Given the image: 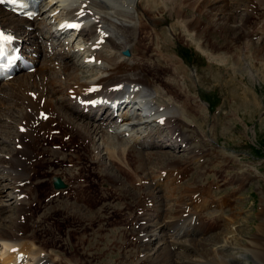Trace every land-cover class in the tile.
Returning <instances> with one entry per match:
<instances>
[{"label": "bare ground", "instance_id": "obj_1", "mask_svg": "<svg viewBox=\"0 0 264 264\" xmlns=\"http://www.w3.org/2000/svg\"><path fill=\"white\" fill-rule=\"evenodd\" d=\"M56 1L53 10H59L61 5L67 6L66 0ZM259 1H262L263 4ZM84 2H86L85 12L93 17V21L87 23V15H83L82 19L85 20V24L76 38L87 36L93 41L100 32L104 33L99 49L94 51L93 61L83 58L82 67L72 63L70 57L73 46H71L65 52L55 53V57L58 59L54 60L57 61V69L53 65L54 61L45 64L44 70L38 69L35 74L38 75V81L32 79L28 74H23L0 86V132L4 131V136L3 134L0 136V144L12 145L8 148L2 147V152L5 149L6 155L0 154V181L4 182L2 188H8L12 193L9 195H12L11 198H15L16 202L14 211H11L14 213H12V218H7L11 222L8 224L0 222L1 260L6 264H15L14 253L10 251V248L16 246L17 251L15 252H24L26 259L24 264H64L57 255L60 254L59 251L56 252L54 247L48 251L41 249L42 247H36L33 240L37 236L31 237L33 234L40 236L43 233L40 229L47 232L50 227L47 221L53 219V216L55 217L56 212L59 211L63 213V216L76 218L82 225L86 222L90 223L95 215L99 216L103 212L106 217L103 219L105 224L110 223L112 219H115L114 215H117V221L122 227L111 229L112 234L109 235V238L115 241L113 244L124 240L120 246L121 250L123 248L124 264H242L239 259H245L249 253L261 261L264 249H262L261 243H258L259 240L252 242L249 240L247 245L234 246L222 231L212 233L213 230L209 229L211 225L220 226L219 217L214 214H212L213 218L205 215L206 224L197 225L199 234H202L199 239L202 238V241L177 235V229L180 228L177 221L189 213L199 216L202 211L213 206L215 201L209 199L202 205L193 202V198L201 199L202 194L205 193L203 184L200 186V183H196L191 187L187 184L183 190L172 183L176 174L179 173V169L183 171L188 166H192L193 169L194 165L199 164L198 161L210 152L203 147L205 144L203 143L204 135L200 130V132L198 131L202 140L200 146L198 143V146L194 145L193 139L196 134L187 130V127L191 125L198 127L195 121L200 116L204 117L205 106L199 99L198 102H196L197 99L195 100L196 104L190 105L189 98L192 94L188 97L189 89L181 76L184 68L181 69L182 64L178 56L170 54L169 46L172 42L168 41V37L165 42L166 33L157 31L155 28L160 19L156 18V13H153V10H158L159 16L166 11L169 12L176 19V24H179L191 39L193 37V40L201 38L200 41H202L208 33H212L211 27L214 26H211L213 22L210 21L218 22L226 33H232L231 36H228L227 41L230 40L233 44L241 46L247 40L246 37L256 35L257 32L261 36L260 41L261 39L264 41L262 29H257V26H264L263 19L255 22L256 27H251L250 22L246 24L249 10L258 9L259 19L264 18V0H143V2L140 0H78L72 9L77 10L79 5ZM158 3L163 6L159 7ZM203 3L204 5H202ZM240 3L241 6H245L246 19L233 27L228 22L233 20L234 11L241 7ZM208 4L211 5H209V9H206ZM168 5L169 8H167ZM188 7L192 9L196 7L199 14H202L206 9L205 16L208 22L202 25V21L197 17H189L190 19L187 21L184 16V8ZM191 20H194L192 27L189 22ZM0 22L20 30V23L24 20L0 9ZM200 28L202 31L198 33ZM249 28H251L250 31ZM200 41L199 44L196 43V46L201 49ZM227 44L224 43L220 49L225 48ZM64 45L62 44V46ZM124 48L129 51L128 55H123ZM241 48L244 49L243 46ZM143 51L149 52L147 56H155L156 60L165 63L164 68L156 66L158 61L154 60L156 61L154 62L152 58H146ZM252 52L258 56L256 58L263 60L264 42L261 43V46H255ZM209 54L213 55L210 52ZM241 56H245V53L241 52L240 56L234 57L232 61L239 62ZM225 59L224 55L219 56L220 61H225ZM49 75L52 77L48 79ZM62 76L63 79L60 78ZM117 83H124L126 88L139 87L133 98H142L145 103L154 108L155 113L149 122L144 121L141 123L143 126L136 127L146 128L149 123L161 121L158 128L161 126L160 128L164 131L162 139L167 142L165 145L161 146L160 142H157L161 130H148L144 133V137L152 145V148L157 150L154 152L147 150L145 151L147 153L143 154L133 146L113 139L97 124L90 123L85 115L79 114L78 118L75 117L78 108L70 98L93 90L95 84L100 85L102 90ZM40 86L42 87L40 88ZM43 113L49 114L45 121L41 119ZM127 114L129 111L123 110L122 115L126 116ZM8 115L16 125L11 135H8L5 129L12 125H8L3 118ZM197 127L195 128L197 129ZM51 130H57V135L49 134ZM131 132H133V128H131ZM50 135L51 140H47ZM64 135H68L67 141L63 140ZM53 140L58 142L54 143L55 148H51L50 145ZM42 142H46V144L42 146ZM69 146H73L76 151H67ZM167 147L171 150L182 148L185 155L182 159L170 157L169 153L164 151V148ZM54 156L56 157L54 158ZM226 158H230V156H226ZM40 159L42 167L38 163ZM133 159H135V164H132ZM149 162L150 165L147 168L150 170H146L147 168L143 165ZM114 163L118 166L125 165L123 173L130 171L134 174V176L131 174L130 177H134V181L138 183L149 177L153 189L150 188V185L134 186L132 180V183L127 181L130 186L126 184L127 187H124L119 176H112L114 172L112 170L115 169ZM173 170L177 171L175 175H171ZM162 171L166 172L165 179L161 182L155 181ZM89 172H94L96 176ZM54 178H58L64 187L54 189L52 186ZM46 184L50 191L45 192L47 194L44 193L40 202L38 198L41 192L45 191L43 187ZM161 190L165 192V197L156 194ZM1 191L2 189L0 193ZM18 195L21 197L17 198ZM56 196L65 199L66 202L60 204L62 208L55 209L56 206H54L44 210L51 206L49 203L58 202ZM110 196L122 201L121 204L111 206ZM99 200L102 202L99 204L100 211L97 214L90 215L91 211L84 213V207L96 206ZM147 201H151L153 207H160L161 212L151 213L150 211L154 209L145 206L144 203ZM222 202L225 203V200L222 199ZM6 208L8 205L0 203L1 211H5ZM116 212L121 215L115 214ZM98 216L94 218L97 221L102 219L100 217L96 219ZM24 217L27 218V221ZM62 218L65 220V217ZM5 221L7 220L5 219ZM37 222L40 226L36 225ZM221 223L223 226V222ZM134 224L138 225L137 229H134ZM103 225L97 227L102 229ZM212 229L215 230V228ZM51 233L54 236L51 239L53 245L67 243L69 240V238L62 240L60 236H57V233ZM257 236H253V238L256 239ZM152 237L157 239V247L149 253V244L154 240ZM206 238H209L206 241L212 242L215 249L204 244ZM80 240L81 244L85 242L83 238ZM70 242L65 244L71 248V252L73 246L71 247ZM38 243L43 245L42 240H38ZM189 245L191 248H188ZM170 247L173 249L171 250ZM133 248L134 250H131ZM235 249H237L238 255L234 254ZM61 253L63 254V252ZM190 253L198 257L197 261L187 259ZM90 256L82 259L84 263L80 258H77L70 259L69 264H85L86 259H89L88 263H90L92 262V256ZM105 264H108L106 260Z\"/></svg>", "mask_w": 264, "mask_h": 264}, {"label": "rangeland", "instance_id": "obj_2", "mask_svg": "<svg viewBox=\"0 0 264 264\" xmlns=\"http://www.w3.org/2000/svg\"><path fill=\"white\" fill-rule=\"evenodd\" d=\"M140 1L143 2V0ZM260 2L262 3V1ZM157 5L159 7L163 6L160 5L159 3ZM202 5H204V3ZM209 5L211 4L206 5V9H209L210 7ZM167 8H169V5L167 6ZM184 9H185L184 16L186 17L185 19H187V21L191 17H197L198 19H200V21H202L201 22L202 25L203 24L205 25L206 22H208L207 17L205 16L206 9L202 12V14H199V12L196 11L197 10L196 7L193 9L189 7ZM236 9L237 10L234 11L233 20L228 22L233 27L239 25V23L241 24L243 20L246 19V10H244L245 6H241L240 8H236ZM153 13H156V18L160 19V21L156 23L155 28L157 29V31L166 33L165 42H167V37H168V41L172 42L170 43L169 46V49L171 51L170 54L176 55L178 54L177 52L178 49L180 50V56L182 57L181 60L182 63L180 62L182 64L181 69L184 68V71L181 72L183 73V75H181V73L180 75L184 79L183 81L184 84L189 88L188 97H190V94H192L191 98H189V103L191 102L190 105H194L196 104V102H198V98H196L197 96L206 103V108L203 113L204 117L202 118L201 116L200 117L197 116L198 120L195 122L198 125V127L196 125L192 126L191 128L192 130L189 129L190 130L189 132L190 133L194 132L196 134V136L193 139V142L196 138H198L197 143L200 146V141H202L200 139L201 136L198 135V131L200 130L204 135L203 143L205 144H203V147L205 145V147L209 150L210 153L205 155L207 157L204 156L203 161L199 162V164H201V167L197 168L196 170L194 167L193 169L195 171L191 173V176H189L188 178H185L186 176H184L183 182L178 183L176 185H179L178 186L179 189L182 188L184 190L185 185L187 184L191 187L196 183L205 184V185H208L210 183L212 185L210 186L211 189L210 188L209 189L215 190L214 192L220 191V193H223L225 191H234L235 192L234 195L232 192H225L224 196L222 197V199L225 200V203L230 202L231 200L234 202L227 203L229 206L224 205L223 209L220 208L219 210H217V212L216 209L218 208L210 210L211 213H208L209 214L208 216L207 214L204 215H206V217L211 216L210 218H213L212 214H214V216H217L219 217V219L222 220V221L219 220V222H223L224 225L222 226L221 225L222 223L218 222L219 225L221 226V229L217 227L219 229L216 231L217 232L222 231L223 234L227 238H229V240L233 243L234 246L247 245L248 244L247 242H249V240L251 242L259 240L258 243H261L262 249H264V232H263L264 231V62H263L264 59L261 60V58H256L258 56H256V54L252 52L255 46H261V43L259 42V39H252V40L250 39L249 43L251 42L254 43H251L246 47H244V49H242L241 47H239V44H233V42H231L230 40L227 41L229 39L228 36H231L232 33L231 34L230 32L226 33V31L223 30L222 25L215 21H210L211 23L213 22L212 24L210 23L211 26H214L213 28L211 27L212 33H208L204 37V39H202V41H200L201 38L193 40V37L191 39L189 34L187 35V33H184L183 28L180 27L179 24H176V19L169 12L166 11L165 13H162L160 16L158 10H153ZM249 14L250 12L248 11V15ZM261 19H263V17H261L257 21ZM257 21H254V17H253V21H251L250 24L255 23ZM189 22L191 27L194 26V20H191ZM201 29L202 28H200L198 33L202 31ZM199 41L202 44L201 49L196 46V43H198ZM224 43L226 44L228 43V44L225 46V48L220 49V47L224 46ZM188 50H189V56L186 53V51ZM164 52H166V50H164ZM209 52L213 55H210ZM241 52H244L245 56H241L239 62L234 63L232 59H234V57H239ZM144 54L146 58L150 57L152 58L153 61L156 60L155 56L153 57L147 56L149 55L148 51L146 52L143 51V55ZM221 55H224V57L226 58L225 59L226 64L224 61L219 60V56ZM215 56H217L218 58L217 57L215 58ZM229 58L231 59V61ZM259 60L261 61L259 62ZM156 61H158L157 62L158 65L156 64V66H159L160 68H164L165 63L163 64V62H161L160 60H156ZM63 76L60 78L63 79L65 77ZM50 77L52 76L49 75L48 79ZM34 80L38 81V75H37V79ZM41 87L42 86H40V88ZM196 99L197 101L195 102ZM201 103L203 104V102ZM215 116L216 118H214ZM4 119L8 123V125H12L9 128L5 129L7 134L11 135L16 125L13 123L10 115L4 117ZM212 120H213V124H212ZM195 127H197V129ZM1 134H3L4 136V131L0 132V136ZM206 140L209 141L207 142V144H206ZM9 146L12 147L11 144ZM9 146L6 143L0 144V154L6 155L5 154L6 150L4 149V152H2V150L3 148L6 147L8 148ZM164 150H166V152L169 153L168 155H170V157L172 156L182 159L183 156L185 155L183 151H173L168 148ZM146 153L147 152L145 151L143 152V154ZM226 156H230V158H226ZM55 157L56 156H54V158ZM132 161H133L132 164L133 163L135 164V159H133ZM38 163H40V167H42L41 159L38 160ZM115 165L116 164L114 163V166ZM149 165L150 162L144 163L143 166L147 168ZM115 167L119 171L118 170L114 171L112 173V176L124 175L127 177V179L131 178L132 180V177H130V175L132 174L134 176L133 173H131L130 171L123 173V168H125V165L124 166L116 165ZM148 169L150 170V168ZM51 170H53V168H51ZM89 173L95 174L94 172H89ZM223 177L228 179V181L225 184L218 185L219 179L222 180ZM43 180H47V179H43ZM134 180L135 178L133 177L132 181ZM242 182L244 183L242 184ZM0 184H2L0 185V190L2 189L0 193L1 194L0 203L6 204V206L8 205V208H6L5 211L0 210V222L4 224H8L9 222H11L8 221V219H11L14 214L11 211H14L16 202H15V198H11L12 195L11 196L9 195L11 193L9 189L6 187L2 188L3 186L2 182ZM47 185L48 184L44 185L43 190L45 191H42L40 197L38 198L40 199V202L44 193L50 191L48 190L49 186ZM124 185H125L124 187H127L125 183ZM217 185L218 188H215ZM150 188L153 189L151 186ZM164 193L165 192H163V195H160L162 194L160 192L159 195L163 197L165 195ZM230 194L232 197L229 196ZM57 197L58 196H56V198ZM215 198H221V197L215 196ZM109 201L111 206L120 205L122 202L120 200L118 201L114 197L109 198ZM61 202H66V201L64 198L62 199L58 197V202L56 203L54 202L55 204L49 203L51 206L45 208L44 210H47L54 206H56L55 209L62 208V206H60ZM100 202H102V200H99L96 206L90 205L91 207L89 208L84 207V213L91 211L90 215H93V213L97 214V212L100 211L98 208ZM153 209L154 210H152L151 212L153 214L161 212L160 207H154ZM118 213L116 212L115 214ZM101 214H99V216L98 214L95 215L98 216L96 217V219H99V217L102 218L99 221L95 220L94 219L95 216H94V218H92L90 223L86 222L83 223L82 225V223H80L79 220H76V218L73 219L71 217L63 216L62 212L60 213L59 211H57L55 217L53 216V219L51 218L47 221V224L50 225L49 227L50 231L48 230L47 231L48 233L40 229V231L43 232L42 234H40V236L38 234L31 235V237L37 236L34 237L35 239L33 240L34 246L36 245V247H40V248L42 247L41 249H46L47 251L51 248L53 249L54 247V250L56 252L58 251L60 252V254L57 255L60 257V260L64 264H69L70 259H77V258H80L81 261H83L84 263V260L82 259L87 258L86 256H90V255L92 256V257L90 256L92 262L88 263L89 259H86L85 264L87 263L102 264L103 261H104L103 264H105V260L108 262V264H124L123 248L121 250L120 247L124 240H121L120 243L116 242L117 244H113L115 243V241L109 238V235L112 234L111 229L122 227V225H120V222L117 221L116 218L117 215L116 216L114 215L115 219H112L110 223L105 224V221L103 220L105 217V215H103L104 212ZM119 215L121 214L119 213ZM62 217H65V220H63ZM5 219L7 221H5ZM25 219L27 221V218ZM98 222L100 223L103 222L101 224H104L105 226L103 225V228L99 229L97 226L100 227L101 224H99ZM36 225L40 226L39 222H37ZM212 228H215V226H212ZM216 231L213 230L212 233H215ZM51 232L57 233L58 235L57 234L56 235L60 236L62 240L68 238L69 240H67V243L62 242L60 244L57 242L58 244L53 245L51 239L54 236L52 235ZM201 235L202 234H198V236ZM253 236L254 237L257 236L258 238L254 239ZM191 237H197V234ZM191 237H187V238H191ZM82 238L85 239V242L83 244L80 243L81 242L80 239ZM195 239L198 240L199 237ZM207 239L209 238L204 239V244L209 248L212 247L215 249V246L212 245V242L206 241ZM38 240H42L43 245L41 243H38ZM152 240L153 241H151V243L149 244V253L151 252V250L154 251V249L157 247V243H156L157 239H155V237H152ZM199 240L202 241V238ZM69 241H71L70 242L71 247L73 246L71 252H70L71 248L66 245L68 244ZM46 244L48 245L50 244V245L48 246ZM258 246L260 247L259 244ZM171 248L173 249V247ZM188 248H191V246L189 245ZM131 250H134V248ZM61 252H63L64 255ZM233 252L234 254L238 255L237 249H235ZM51 253L54 254V252L52 251ZM263 253H262L263 258H261L262 260L260 259L261 261H259L258 258L255 257L257 259L256 260L254 256L249 253L248 255H246L247 257L245 259L240 258L239 262L242 264H264ZM187 259L192 261H197L198 257L190 253Z\"/></svg>", "mask_w": 264, "mask_h": 264}, {"label": "snow or ice", "instance_id": "obj_3", "mask_svg": "<svg viewBox=\"0 0 264 264\" xmlns=\"http://www.w3.org/2000/svg\"><path fill=\"white\" fill-rule=\"evenodd\" d=\"M11 2L12 3H15L16 2V0H11ZM73 27H75V26H73ZM5 39H8L7 37H4Z\"/></svg>", "mask_w": 264, "mask_h": 264}, {"label": "water", "instance_id": "obj_4", "mask_svg": "<svg viewBox=\"0 0 264 264\" xmlns=\"http://www.w3.org/2000/svg\"><path fill=\"white\" fill-rule=\"evenodd\" d=\"M56 185H58V184H56Z\"/></svg>", "mask_w": 264, "mask_h": 264}]
</instances>
